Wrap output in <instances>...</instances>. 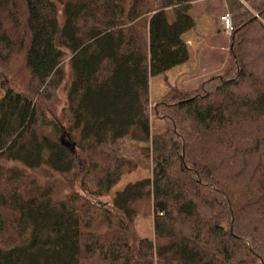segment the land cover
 Segmentation results:
<instances>
[{"label":"trees","instance_id":"1","mask_svg":"<svg viewBox=\"0 0 264 264\" xmlns=\"http://www.w3.org/2000/svg\"><path fill=\"white\" fill-rule=\"evenodd\" d=\"M198 1L0 0V264H264V0L232 16L222 75L172 88L150 109L149 80L189 60L183 36ZM64 50L71 80L56 117L45 103L61 85ZM15 56L25 90L5 73ZM122 139L147 146L151 178L107 207L2 166L47 168L101 198L139 167L114 148ZM139 206L153 241L133 228Z\"/></svg>","mask_w":264,"mask_h":264},{"label":"rangeland","instance_id":"2","mask_svg":"<svg viewBox=\"0 0 264 264\" xmlns=\"http://www.w3.org/2000/svg\"><path fill=\"white\" fill-rule=\"evenodd\" d=\"M243 7L245 6L236 0H203L192 4L189 14L194 19L195 26L183 36L187 48H189V61L179 68L149 80L151 110L170 89L190 90L196 88L201 81L220 76L226 71L230 36L225 35L220 18L226 12H229L232 17L236 12L241 11ZM168 15L169 21L172 22L171 13L168 12ZM70 58L71 53L64 50V56L59 67L62 72L61 85L51 93V101L45 103V107L50 108L49 113L56 117L61 115L66 106V96L71 80ZM6 70L5 73L15 90H25L27 88L29 77L22 68L18 57L12 58ZM2 93L3 91L0 90V98ZM150 115L151 131L155 134L162 133L164 131L163 122L152 114ZM45 133L48 134L49 131L45 130ZM64 141L69 143L65 138ZM146 147V145L131 142L128 139H122L114 144V148L119 150L125 159L136 161L139 167L126 172L120 182L101 198L82 193L78 183L69 182L72 179L71 176L57 174L47 168L29 171L16 162H2V166L23 170L26 176L29 177V181L34 180L40 190L50 187L61 198L72 192L81 193L92 204L107 207L111 204L115 193L122 191L127 184L151 178L150 162L141 152V149ZM102 161V158H97V162L100 164H102ZM133 228L139 238L154 240L152 217L148 215L146 206L138 207V216L134 221ZM98 230L103 234L106 230L105 224L101 223ZM83 264L104 263L98 258H94L86 260Z\"/></svg>","mask_w":264,"mask_h":264},{"label":"built area","instance_id":"3","mask_svg":"<svg viewBox=\"0 0 264 264\" xmlns=\"http://www.w3.org/2000/svg\"><path fill=\"white\" fill-rule=\"evenodd\" d=\"M238 3L244 5L245 7L246 4H245V0H236ZM220 22L223 26V30H224V33L225 35L227 36H231L232 34V17H231V14L229 12H226L221 18H220Z\"/></svg>","mask_w":264,"mask_h":264},{"label":"water","instance_id":"4","mask_svg":"<svg viewBox=\"0 0 264 264\" xmlns=\"http://www.w3.org/2000/svg\"><path fill=\"white\" fill-rule=\"evenodd\" d=\"M61 143H62V145H63L64 147H66L71 153L74 152V145H73V144L68 143V142H66V141H64V140H63Z\"/></svg>","mask_w":264,"mask_h":264},{"label":"crops","instance_id":"5","mask_svg":"<svg viewBox=\"0 0 264 264\" xmlns=\"http://www.w3.org/2000/svg\"><path fill=\"white\" fill-rule=\"evenodd\" d=\"M188 49H189V48H188ZM188 52H189V51H188ZM189 57H190V56H189ZM188 61H189V60H188ZM183 65H184V64H183ZM183 65H181V66H183ZM181 66H179V67H181ZM179 67H176V68H179ZM176 68H174V69H176ZM174 69H173V70H174Z\"/></svg>","mask_w":264,"mask_h":264}]
</instances>
